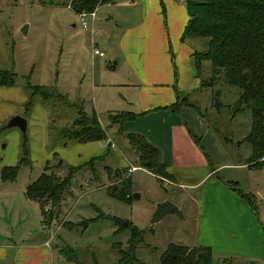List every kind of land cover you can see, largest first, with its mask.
I'll use <instances>...</instances> for the list:
<instances>
[{"label":"rangeland","instance_id":"rangeland-1","mask_svg":"<svg viewBox=\"0 0 264 264\" xmlns=\"http://www.w3.org/2000/svg\"><path fill=\"white\" fill-rule=\"evenodd\" d=\"M104 7L97 12V22L93 24L95 19L89 18V28L85 29L70 0H0V70L7 71L14 80L13 85L0 87V236L9 229L18 242L23 215L28 214L30 220L25 226L35 229L40 243H49L41 248L47 257L41 256L39 264H115L121 260L123 264H163L168 246H194L198 239V197L203 188L186 186L195 179V168L211 169V163L230 159L239 163L252 151L246 140L251 130V111H236L239 89L227 84L221 75L214 86L198 85V89L185 94L186 100L180 99L179 105L188 109L185 120L199 141L193 140V144L190 139L181 140L180 132L176 133L172 166L176 178L172 175L174 179L162 182L142 169L127 131L120 129L122 118L117 116L115 122L110 118L111 102L121 101L126 95V89L117 83L131 75L123 64L115 65L120 29L104 24ZM186 40L202 44L199 51L207 48L204 38ZM93 46L100 47L107 56L94 55ZM203 63L198 75L205 80L202 83L211 79L210 62ZM29 84L48 88L31 89ZM53 88L68 98L59 97ZM174 88L171 84L170 89ZM217 100L219 106L215 105ZM83 108L90 117L92 109L96 110L108 134L105 146L69 137L70 130L81 131L86 124L78 112ZM16 115L27 119L26 133L18 127L7 128ZM181 156H187L190 165L182 168L177 162L184 161ZM7 166H19L14 180L2 179V170ZM133 166L138 169L130 171ZM246 170L222 168L212 179L219 175L225 179L224 184L236 183L251 193L262 217L257 190H264V173L257 177ZM43 172L60 179L74 175L60 205L49 197L27 199V187ZM125 176L132 179L130 195L139 194L130 202L109 194L113 188H123ZM162 198L177 204L179 210L151 223L156 203ZM203 207L207 214L208 207ZM42 208L47 214L53 213V219L43 215ZM88 219L94 221L83 226ZM71 248L78 261L69 260ZM248 261L214 255V264L252 263ZM5 263L9 264V258ZM253 264L263 263L255 260Z\"/></svg>","mask_w":264,"mask_h":264},{"label":"crops","instance_id":"crops-1","mask_svg":"<svg viewBox=\"0 0 264 264\" xmlns=\"http://www.w3.org/2000/svg\"><path fill=\"white\" fill-rule=\"evenodd\" d=\"M103 6L106 8L104 24L108 27L115 25L120 29L117 35L119 48L114 51L115 65L123 64L131 75V78L118 81L117 84L126 89V95L120 98L121 101L111 102L113 105L109 107L110 115L120 112L138 114L137 118L124 123V130L127 133L144 134L150 142L160 147L163 160L175 177L172 166L176 159V133L180 132L181 140L190 139L193 144V140L198 143V137L185 120L184 114L188 109H183L182 114H179L169 109V106L178 99L188 97L185 96L186 93L202 87L203 80L198 77L193 55L202 44L200 46L193 40L182 39L189 20L185 0H112L96 8L93 24L97 22V12ZM171 84L175 85L174 90L170 89ZM94 111L96 112L92 109L91 113ZM97 142L105 146L104 140ZM197 152L200 150L197 149ZM183 160L177 161L182 164V168L190 165L187 156ZM211 165V169L202 170L200 166L196 167L193 171L195 179L186 183L191 188H203L198 197L200 215L198 239L194 246H209L214 255L248 258L251 264L255 260H262L264 264V190H257L261 217L256 205L252 211L250 203L247 204L243 197L228 188V181L224 184L225 181L222 180L225 179L219 175L217 179H212L226 167L245 168L257 177L264 173V167L250 166L247 158L239 163L230 159ZM257 171L262 172L257 175ZM181 184L185 186V183ZM248 190L254 191L250 187ZM165 199L162 198L161 201ZM203 205L208 207L207 214ZM28 216L23 215V227L20 237L17 238L18 242L14 240L9 229L0 236V264H6L8 258L9 264H39L41 256L47 257V252L42 253L41 248L49 243H40L35 229L25 226L26 221L30 220ZM52 253L54 257V252Z\"/></svg>","mask_w":264,"mask_h":264},{"label":"trees","instance_id":"trees-1","mask_svg":"<svg viewBox=\"0 0 264 264\" xmlns=\"http://www.w3.org/2000/svg\"><path fill=\"white\" fill-rule=\"evenodd\" d=\"M111 1L71 0L70 6L78 14L91 12L99 5ZM185 3L189 20L184 28L182 39L204 38L208 41L205 50H196L194 53L198 75L203 62L208 61L211 65V79L201 85L202 87L214 86L216 79L223 75L227 84L239 89L238 99L235 103L236 111L240 112L249 109L252 114L251 130L246 137V140L251 144L252 151L247 157V163L254 168H262L264 167V0H185ZM13 84V77L7 71L0 70V87ZM29 86L31 89L43 88V90H47L48 88L31 84ZM53 89V92L57 91L59 93V97L68 98L57 89ZM33 93L36 94L38 92L34 91ZM46 98L48 97L46 96ZM184 99L186 100L187 97ZM180 101L178 99L169 106V109L182 114L184 105L180 106ZM219 103L220 101L217 100L215 105L219 106ZM31 104L32 101L28 102L29 107ZM191 106L196 107L194 104H191ZM78 112L85 117L86 124L81 131L74 132V130H70L68 135L71 139L89 143L104 140L107 137L106 129H104L95 111L91 113V117L85 108ZM117 116L122 118L120 122L121 131H125L124 123L127 120L137 118L138 114L120 112L115 115L111 114L110 118L115 122ZM192 136L195 138L194 135ZM127 137L134 152L137 153L140 167L155 175L162 182L166 178L174 179L163 160L160 147L150 142L141 133L128 132ZM196 140L199 141L198 139ZM18 168L19 166L5 167L2 170V179L14 180ZM73 176L67 175V177L60 179L55 176L50 177L43 172L27 187L26 197L34 201L49 197L57 203L56 205H60L63 194L70 185ZM122 184L123 188L116 190L113 188L112 193L109 194L122 201L130 202L132 198L130 197V190L132 189L131 177L125 176ZM228 185L255 209L253 195L245 193L236 183L228 182ZM41 212L43 215H48L50 219H53V213L47 214L45 208H42ZM88 220L85 224H83L84 222L78 224H83L86 227L94 221V219ZM133 229L135 231L136 227H133ZM71 249L73 250V248ZM72 250V258H69V260L78 261L74 250ZM132 254L134 255V253ZM132 259L135 260V257L132 256ZM123 263L124 260H121L115 264ZM162 263L214 264V252L209 246L171 244L168 246L167 254L163 257Z\"/></svg>","mask_w":264,"mask_h":264},{"label":"water","instance_id":"water-1","mask_svg":"<svg viewBox=\"0 0 264 264\" xmlns=\"http://www.w3.org/2000/svg\"><path fill=\"white\" fill-rule=\"evenodd\" d=\"M18 127L22 130L23 133H26L28 128V121L24 116L16 115L14 116L9 123L7 124V128ZM130 197L138 198L139 194L134 192ZM179 206L172 202L169 199L160 201L156 203L155 211L153 212L151 223H156L161 221L168 214L178 211ZM127 226V222L124 223Z\"/></svg>","mask_w":264,"mask_h":264},{"label":"built area","instance_id":"built-area-1","mask_svg":"<svg viewBox=\"0 0 264 264\" xmlns=\"http://www.w3.org/2000/svg\"><path fill=\"white\" fill-rule=\"evenodd\" d=\"M78 16L80 17L81 21H82V25L85 29L89 28V23H88V19L91 18L92 20L95 19L96 17V9L91 11V12H81L78 13ZM93 53L94 55H98L100 57H105L106 53L102 50H100L99 48H97L96 46H93ZM137 167H131L130 171H134L136 170Z\"/></svg>","mask_w":264,"mask_h":264}]
</instances>
